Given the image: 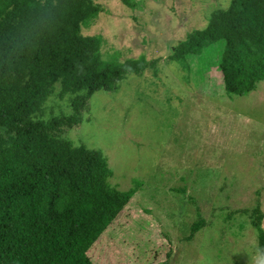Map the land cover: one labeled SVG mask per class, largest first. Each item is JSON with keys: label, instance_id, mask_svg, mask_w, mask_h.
I'll return each instance as SVG.
<instances>
[{"label": "rangeland", "instance_id": "obj_1", "mask_svg": "<svg viewBox=\"0 0 264 264\" xmlns=\"http://www.w3.org/2000/svg\"><path fill=\"white\" fill-rule=\"evenodd\" d=\"M132 1L128 8L120 0H93L102 11L81 35L105 40L103 59L156 60L157 72L129 75L115 93H94L83 121L61 135L105 156L112 187L134 190L87 258L92 264H264L258 233L242 213L258 204L264 214V81L243 97H229L215 68L206 71L195 57L166 59L230 0ZM56 92L44 104V120L70 112L67 97ZM200 220L204 225L188 240Z\"/></svg>", "mask_w": 264, "mask_h": 264}, {"label": "trees", "instance_id": "obj_2", "mask_svg": "<svg viewBox=\"0 0 264 264\" xmlns=\"http://www.w3.org/2000/svg\"><path fill=\"white\" fill-rule=\"evenodd\" d=\"M101 11L93 0H0V264H92L87 251L134 193L109 184L100 151L61 137L83 121L94 93H115L127 76L157 72L156 60L102 58L105 40L81 35ZM190 57L220 72L227 96L252 92L264 81V0H230L166 59ZM55 92L70 112L44 120ZM242 213L263 257L264 214L258 204ZM203 225L194 223L187 239Z\"/></svg>", "mask_w": 264, "mask_h": 264}]
</instances>
